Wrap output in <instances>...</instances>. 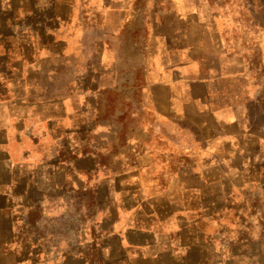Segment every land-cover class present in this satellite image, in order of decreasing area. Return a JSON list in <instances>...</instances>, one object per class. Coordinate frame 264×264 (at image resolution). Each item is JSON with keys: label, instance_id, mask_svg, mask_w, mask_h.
Here are the masks:
<instances>
[{"label": "crops", "instance_id": "0c3cea01", "mask_svg": "<svg viewBox=\"0 0 264 264\" xmlns=\"http://www.w3.org/2000/svg\"><path fill=\"white\" fill-rule=\"evenodd\" d=\"M114 1L117 9L120 4L131 8L130 0ZM194 2L203 13L190 20L192 26L206 27L202 35L188 36L183 46L179 43L173 48L164 45V51L160 46L153 63L151 52L145 51L144 45L137 46L136 53L132 54L141 55L142 61L129 63L125 69L108 67L100 60L91 74H84V82L75 85L73 95L70 94V69H66V87H56L52 82L54 71L39 65L42 60L52 65L58 55L55 44L59 41L44 37L39 40L35 35L24 39L18 34L21 50H27L22 66L9 72L12 75L0 71V118H22V129L17 137L19 147L14 153L16 160L10 164L16 169L15 177L11 178L13 182H7V161L11 160L7 151V161L0 163V194L7 196L9 191L17 199V205L19 202L28 204L11 217V234H27V228L33 230L42 221L51 225L64 216L67 211L64 201L70 203L72 193L78 196L89 193L99 197L98 203L103 200L109 203L111 225L108 231H103L101 221L99 229L92 224L87 240L70 242L61 249L75 250L77 264H191L183 253L188 251L186 243L176 245L172 238L180 229L174 226L176 219L186 208L177 207V200L173 198L176 195L162 187L166 183L158 174L162 170L160 163L151 156L164 150L150 146L151 140L161 134L148 129L145 118H158L166 123L168 118L186 117V107H192L197 118H224L229 125H240L242 118H257L255 106L264 109V96L260 93L264 91V0ZM70 3L52 0L51 5L54 8L64 5L56 10H65L70 8L65 5ZM232 10L239 13L232 14ZM60 55L64 59L70 54ZM200 59L210 62L206 77L198 74L204 66ZM34 75H45L51 82L46 86L33 83ZM36 90H46V93L34 96ZM65 90L69 93H64ZM26 118H41L36 130H24L29 120ZM43 118H79V128L93 133L100 144L95 142L76 152L66 146L61 148L60 142L69 138V133L66 137L65 132L56 133L55 120ZM84 118H93V122L90 119L84 124L81 121ZM95 118H127L129 122L143 119V132L129 134L130 138L142 139L143 147L139 149L142 157H135L132 148L123 147L132 157L127 162L119 159L116 169L109 168L106 181L97 177L99 172L108 170L100 157L108 153L114 157L121 154V148L114 150V141L123 132L117 126L104 130L102 122ZM37 143L39 146L44 143V153H40ZM110 143L114 144L113 149L108 147ZM3 151L5 153L0 147V155ZM176 165L183 166L174 163ZM51 202L55 205L51 206ZM178 202L182 204L181 199ZM46 203L51 206L47 211ZM169 224L171 230H166L164 227ZM104 250L108 251L106 257Z\"/></svg>", "mask_w": 264, "mask_h": 264}, {"label": "rangeland", "instance_id": "374dc122", "mask_svg": "<svg viewBox=\"0 0 264 264\" xmlns=\"http://www.w3.org/2000/svg\"><path fill=\"white\" fill-rule=\"evenodd\" d=\"M68 1L71 3L65 6L70 8L56 10L64 5L54 8L52 0H0V71L14 72L22 66L27 50H21L18 34L24 39L28 35H35L39 40L54 38L59 41L55 44L58 55L52 65L44 60L39 65L54 71L52 82L56 87H66V69H70V94L73 95L75 85L84 82V74H91L100 60L108 67L114 65V68L125 69L129 63L142 61L141 55L132 54L136 53L137 46L144 45L145 51L151 52L153 63L154 56L158 58L160 46L164 51V45L172 48L177 43L186 45L188 36L196 38L195 34L198 37L206 30V27L192 26L190 19L203 13L197 9L194 0H130V9L121 4L122 7L118 5L120 9H117L114 0ZM64 53L70 55L63 59L60 54ZM58 56L60 58H56ZM199 61L204 66L198 74L206 77L210 62ZM33 81L41 86L51 82L45 75H34ZM45 91L36 90L33 95H45ZM64 93L69 92L65 90ZM260 93L264 96V91ZM186 111V117L168 118L166 123L158 118H145L148 121L146 127L161 134L156 135L158 139L151 140L150 146L164 150L151 156L160 163L162 170L158 174L166 183L162 187L164 191L171 189L174 193L171 194L176 195L173 198L177 200V207L186 208L176 219L174 226L180 229L172 236L174 244L186 243L188 251L183 253L191 264H264V109L255 106L257 118H242L240 125H229L224 118H197L192 107H186ZM21 119L0 118V147L5 150L0 155V163L7 161V151L11 156L7 161V182H13L11 178L13 180L16 173L10 164L16 160L14 153L19 147L17 137L22 129ZM26 119L29 120L24 124V130H36L41 118ZM43 119L55 120L56 133L65 132V137L69 133V138L60 142L61 148L66 146L76 152L95 142L100 144L93 133L79 128V118ZM90 119L93 122V118L81 121L88 124ZM95 119L102 122L104 130L117 126L123 132L114 141L115 145H108L109 148L114 145V150L121 148V154L114 157L108 153L100 157L108 170L99 172L97 177L106 181L109 168L116 169L119 159L127 162L132 157L123 147L132 148L135 157H142L139 152L143 147L142 139L130 138L129 134L143 132V119L131 122L127 118ZM50 127L52 129V124ZM43 146L44 143L38 145L40 153L46 151ZM174 163L183 166H174ZM70 199V203L64 201L67 208L64 216L51 225L42 221L33 230L27 228V234L13 235L11 217L28 204L19 202L17 205V199L9 191L7 196L0 194V264H77L75 250L61 249L70 242L87 240L92 224L99 229L101 221L103 231H108L111 210L105 200L98 203L99 197L94 194L78 196L74 192ZM180 199L182 204L178 202ZM44 206L46 211L51 207L47 203ZM171 226L164 228L171 230ZM100 235L101 230L97 233L98 239ZM106 255L108 251L104 250Z\"/></svg>", "mask_w": 264, "mask_h": 264}]
</instances>
